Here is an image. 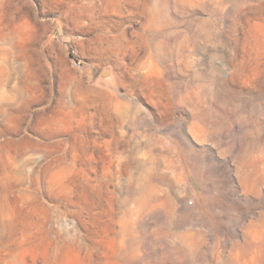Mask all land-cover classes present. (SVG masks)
<instances>
[{
  "label": "rangeland",
  "instance_id": "1",
  "mask_svg": "<svg viewBox=\"0 0 264 264\" xmlns=\"http://www.w3.org/2000/svg\"><path fill=\"white\" fill-rule=\"evenodd\" d=\"M0 264H264V0H0Z\"/></svg>",
  "mask_w": 264,
  "mask_h": 264
},
{
  "label": "water",
  "instance_id": "2",
  "mask_svg": "<svg viewBox=\"0 0 264 264\" xmlns=\"http://www.w3.org/2000/svg\"><path fill=\"white\" fill-rule=\"evenodd\" d=\"M109 73H110V71L107 69V70L103 73L102 77H106L107 75H105V74H109Z\"/></svg>",
  "mask_w": 264,
  "mask_h": 264
},
{
  "label": "trees",
  "instance_id": "3",
  "mask_svg": "<svg viewBox=\"0 0 264 264\" xmlns=\"http://www.w3.org/2000/svg\"><path fill=\"white\" fill-rule=\"evenodd\" d=\"M71 56L73 57V54H71Z\"/></svg>",
  "mask_w": 264,
  "mask_h": 264
},
{
  "label": "bare ground",
  "instance_id": "4",
  "mask_svg": "<svg viewBox=\"0 0 264 264\" xmlns=\"http://www.w3.org/2000/svg\"><path fill=\"white\" fill-rule=\"evenodd\" d=\"M14 35V34H13ZM15 37V36H14Z\"/></svg>",
  "mask_w": 264,
  "mask_h": 264
}]
</instances>
